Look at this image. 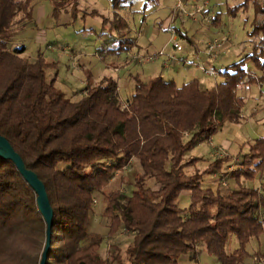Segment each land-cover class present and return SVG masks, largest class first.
<instances>
[{"label":"trees","instance_id":"trees-1","mask_svg":"<svg viewBox=\"0 0 264 264\" xmlns=\"http://www.w3.org/2000/svg\"><path fill=\"white\" fill-rule=\"evenodd\" d=\"M49 1L53 16L65 8L75 16L77 0ZM108 1L118 10L128 0ZM254 6L260 18L253 17L249 34L264 44V3ZM33 12L32 0H0V135L44 186L52 210L45 264H107L98 252L103 238L87 228L89 213L94 194L125 167L130 192L102 195L107 236L118 229L132 234L124 264H177L181 255L195 259L198 246L218 264L242 263L248 240L264 234L256 189L202 188V176L218 171L226 157L187 174L184 168L198 158L184 154L225 122L238 121L243 98L237 89L262 80L242 61L248 58L263 71L264 55L249 53L217 70L220 81L209 88L195 78L177 86L156 75L136 79L121 103L116 81L104 77L71 100L54 87V76L46 78L52 63L40 54L27 58L23 46L9 45L14 32L32 22ZM263 167L264 138L257 137L230 174L251 179ZM183 191L188 205L180 208L176 201ZM230 235L237 247L226 252ZM44 238L34 191L0 157V264H38Z\"/></svg>","mask_w":264,"mask_h":264},{"label":"rangeland","instance_id":"rangeland-1","mask_svg":"<svg viewBox=\"0 0 264 264\" xmlns=\"http://www.w3.org/2000/svg\"><path fill=\"white\" fill-rule=\"evenodd\" d=\"M264 0H128L114 10L108 0H77L75 16L69 8L52 15L49 0H32L33 20L14 32L10 47H24L23 55L34 58L40 54L52 63L46 78L54 76V87L66 98L77 99L86 84H97L102 78L116 81L118 100L123 103L133 90L136 79L146 80L160 75L179 86L193 78L209 88L220 77L205 75L201 66L214 70L239 61L249 53L262 58L264 44L258 43V34H249L255 15L254 6ZM231 6L233 15L227 13ZM176 43L179 50L172 48ZM218 44L210 51L207 45ZM162 51L155 59L147 57ZM207 63V64H206ZM245 70L262 76L259 83L238 88L236 94L243 98L237 122H225L217 132L188 150L184 157L198 158L184 168L187 174L203 171L217 157H226L218 171L205 173L202 188L228 193L238 188L256 189L260 197L258 210L264 227V167L253 178H234L231 172L238 167L248 144L257 137L264 138V70H256L246 58ZM128 168L116 170L102 193L93 196L87 228L103 238L99 255L107 264H124L125 248L132 234L118 229L107 236V223L102 217L105 200L102 196L112 190L129 193L131 182ZM152 186V181H147ZM176 204L188 205L183 191ZM237 247L230 235L225 251ZM248 253L240 264H264V234L252 237L245 244ZM177 264H218L217 259L198 246L194 258L181 255Z\"/></svg>","mask_w":264,"mask_h":264},{"label":"water","instance_id":"water-1","mask_svg":"<svg viewBox=\"0 0 264 264\" xmlns=\"http://www.w3.org/2000/svg\"><path fill=\"white\" fill-rule=\"evenodd\" d=\"M0 157L11 161L23 180L30 186L35 193V202L37 209L45 223V238L43 248L40 254L38 264H45L47 251L49 248V233L52 219V210L49 206L48 199L42 182L36 174L26 168L19 155L13 151L7 140L0 135Z\"/></svg>","mask_w":264,"mask_h":264},{"label":"built area","instance_id":"built-area-1","mask_svg":"<svg viewBox=\"0 0 264 264\" xmlns=\"http://www.w3.org/2000/svg\"><path fill=\"white\" fill-rule=\"evenodd\" d=\"M218 44L216 43H210L207 45V50L210 51L211 49H213L214 47H217ZM172 48L175 49V50H179V46L176 44V43H173L172 44ZM160 55H163V52L162 51H158L156 54H153L152 56H149L146 58V60H151V59H155L156 57L160 56ZM201 70L202 72L207 75V76H213L217 73L214 72V70H209V69H206L204 67L201 66Z\"/></svg>","mask_w":264,"mask_h":264},{"label":"crops","instance_id":"crops-1","mask_svg":"<svg viewBox=\"0 0 264 264\" xmlns=\"http://www.w3.org/2000/svg\"><path fill=\"white\" fill-rule=\"evenodd\" d=\"M207 64V63H206Z\"/></svg>","mask_w":264,"mask_h":264}]
</instances>
